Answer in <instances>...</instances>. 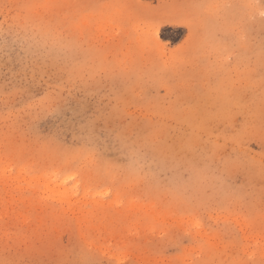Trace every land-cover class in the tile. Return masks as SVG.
<instances>
[{"label":"rangeland","instance_id":"rangeland-1","mask_svg":"<svg viewBox=\"0 0 264 264\" xmlns=\"http://www.w3.org/2000/svg\"><path fill=\"white\" fill-rule=\"evenodd\" d=\"M0 264H264V0H0Z\"/></svg>","mask_w":264,"mask_h":264}]
</instances>
